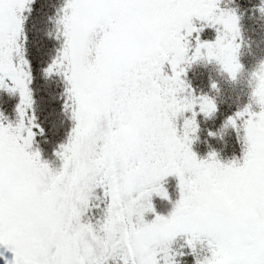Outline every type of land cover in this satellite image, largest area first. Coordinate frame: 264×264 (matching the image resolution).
I'll return each instance as SVG.
<instances>
[{
	"label": "snow or ice",
	"instance_id": "1",
	"mask_svg": "<svg viewBox=\"0 0 264 264\" xmlns=\"http://www.w3.org/2000/svg\"><path fill=\"white\" fill-rule=\"evenodd\" d=\"M34 2L0 0V87L10 80L7 90L21 98L17 126H5L0 113V246L14 254L5 264H108L117 257L177 264L170 253L179 236L190 237L194 255L207 241L211 255L196 264H264V65L253 74L251 102L225 125L239 132L244 121L242 163H221L216 153L202 160L192 150L197 105L205 117L218 109L182 79L184 65L202 59L236 79L235 12L221 10L220 0H67L63 47L46 75L66 79L65 107L76 123L56 153L63 166L54 170L31 150L39 126L28 116L31 65L20 41L27 39L23 13ZM196 20L217 31L214 42L201 41ZM186 112L192 119L181 136L177 120ZM170 176L179 180L180 198L163 216L152 200L169 199ZM97 189L109 200L103 220L85 222Z\"/></svg>",
	"mask_w": 264,
	"mask_h": 264
},
{
	"label": "rangeland",
	"instance_id": "2",
	"mask_svg": "<svg viewBox=\"0 0 264 264\" xmlns=\"http://www.w3.org/2000/svg\"><path fill=\"white\" fill-rule=\"evenodd\" d=\"M57 1L60 4L55 6V8L53 7L52 11L50 6H46V3H40V9H45V13L43 16H38L37 19H34V26L28 28V36H26V33H23V35L27 37L26 41L23 38L20 41L24 52H29L30 47H35L37 55L36 58L40 61L43 77H48L44 71L46 72L49 65H51L56 59L57 55L62 50L64 43V38L61 34L63 26L59 23V20L63 15V9L67 4V0ZM248 1L251 8L252 6H255V11H251V8L249 10L241 8L240 6H245L246 3L242 0H220L219 4V8L221 10L235 12V14L239 17L240 36L237 38L236 43L239 44L238 59L239 63L242 65V69L237 73L236 79H232V77L223 70L222 66L214 60L209 62L207 59H202L192 63L190 66L184 65L187 71L186 75L183 77H190L188 83L191 84L193 88H196V91L201 92V95L196 97H209L215 102L218 109L211 117H205V115L200 112L198 105L195 109L197 112L196 121L199 126V131L192 137L194 140L192 150L197 154L198 158L202 160L208 159L211 153H216L217 158L221 163L229 164L234 161L243 162V153L245 151V144L243 140L244 121H237L239 132L230 125L228 127H225V125L230 118H234L236 113L243 111L244 108L251 102V93L257 83L253 74L258 72L261 66L264 65V0ZM31 4H29L28 7H30ZM50 11L51 15L54 17L53 20H50V17H48V13ZM250 19L251 21L249 22ZM35 20L37 21L35 22ZM194 23L196 26L201 24L203 25L202 27H204V30L202 31L205 35L204 38H201L202 32L199 33L202 42L215 41L218 35L216 30V38L208 40L210 38L209 31L206 32L208 27H205L204 23L199 20L194 21ZM211 29L212 28H210V30ZM248 34L251 35V39L248 37ZM195 37L196 35L194 34L192 38ZM193 49H195V47ZM25 58L27 59L28 56L26 55ZM30 65L31 70H33L34 64ZM166 70L168 71V74L171 75L170 66H166ZM61 78H64V76L61 75ZM55 81L56 82L53 83L51 82L52 85L49 89L58 94L60 89L63 91L62 85L65 84L61 81V85L59 87L56 79ZM213 84L216 85L215 88L212 87ZM4 85L5 86L0 87V90L14 94L7 90V86H11L10 80L6 79L4 81ZM205 90H211V92H206ZM48 92L49 91L45 92V95H49ZM14 96L18 99V108L21 98L19 93ZM217 102L220 103V107L217 105ZM253 110L259 111L258 107L255 105L253 106ZM14 115L13 119L4 118L2 120L5 126L9 123L13 126H17L19 124V113H14ZM185 119H192V112L184 113V115L177 120V126L181 136L183 135V124ZM210 133L213 135H210ZM34 147L35 146L32 145V151H40L38 149H34ZM41 156L42 159L48 162L54 170H60L62 168L63 161L61 159H59V161H50L52 159L51 156ZM168 183H177L179 189V180L177 177H168L167 184ZM102 192H104V190H102ZM179 198L180 192L178 199ZM173 201L174 200L173 197H171V194H169V199L167 200L162 198L160 199L159 197V200L156 201L155 197V202H153L155 206V213L161 214V203L167 211L165 215H162H169L175 204L172 203ZM108 203L109 200L107 199V204ZM151 214L152 213H149L145 217V219L149 222L155 219V216L153 219H149ZM102 220L103 218L100 219V221ZM179 238L187 243V240L190 237L179 236L176 240ZM197 247L200 249V257L202 258V261L205 256L210 257L211 254L207 248V241L203 244H197ZM6 260L9 262L13 261L14 254L4 246H0V264H5ZM161 264H163V261H161Z\"/></svg>",
	"mask_w": 264,
	"mask_h": 264
},
{
	"label": "trees",
	"instance_id": "3",
	"mask_svg": "<svg viewBox=\"0 0 264 264\" xmlns=\"http://www.w3.org/2000/svg\"><path fill=\"white\" fill-rule=\"evenodd\" d=\"M245 3V6H240L241 8H246L249 10L251 8V5H249L248 0H242ZM46 3V6L52 8L55 6H58L60 4L57 0H35L34 3L30 5L31 11L24 12L23 16L24 24H23V33L28 32V28H31L34 26V19H37L38 16H43L45 13V9H40V3ZM255 6H252L251 11H255ZM51 11L48 13V17H50V20H53L54 17L51 15ZM36 17V18H35ZM42 20V18H41ZM37 20H35L36 22ZM251 19L249 20V22ZM37 25V24H36ZM203 25L199 24L197 27H202ZM45 28V27H44ZM48 28V27H47ZM211 27H208L206 29V32L209 31L210 38L208 40H211L212 38H216V31L215 29H211ZM197 35V34H195ZM200 36V34H198ZM204 33L202 32L201 38H204ZM248 37L250 38L251 35L248 34ZM252 38V37H251ZM250 38V39H251ZM192 49L189 53V55L194 54V47L196 45L195 38L191 39ZM242 48V47H240ZM35 47H30L29 52L25 51V56L27 55V60L30 64H34L33 70H31L32 80L30 84V88L32 91L34 104L33 108L29 110L28 116L31 117L33 114L36 117L35 123L39 126L36 129H33V131L36 133L33 146L34 149H38L41 151V155L46 156L49 155L52 157L50 161H59V157L56 155L57 152L60 151L61 145L68 142V139L72 133V129L75 127V121L72 119V112L70 108H66V103H68V96H67V89L69 87L67 81L65 78H61V75H52L48 77H43V73L41 71L40 61L36 58V52ZM187 71V70H186ZM46 74V72L44 71ZM57 76V77H55ZM51 78V79H50ZM190 77H183L182 79L185 80V82L190 85V88L195 96L201 95V92L196 91V88H193L191 84L188 83ZM55 79L58 82V85L60 87L61 81L65 85L63 86V91L61 89L59 90V93L56 94L53 90L51 91L49 87L52 85L51 82H56ZM48 92L49 95H45V92ZM206 92H211L205 90ZM18 93V92H17ZM11 94L7 93L4 90H0V113H2L4 118L13 119L14 113H18L17 111V97L14 95L17 94ZM45 96V97H44ZM217 105L220 107V103L217 102ZM27 124V120H26ZM40 129H43V133L41 134ZM175 188H174V186ZM164 187L166 188L168 194H171V197H173V202L176 203L178 196H179V189L177 183H168L167 179L164 182ZM103 189H97L96 190V197H99V199L93 198L91 202V207L89 211L86 213L84 220L85 222H88L91 220V222L95 223L96 221L100 220L104 217V212L107 206V198L104 197V192H102ZM173 193V194H172ZM159 200L158 196H153L152 202H155ZM175 198V199H174ZM161 199V198H160ZM157 206V202H156ZM160 212L162 214H166L167 211L163 207V205L160 203ZM159 212V211H158ZM157 214V213H156ZM155 215L151 214L149 216V219H153ZM171 255H174L175 260L177 264H196L197 257L202 261V258L200 257V249L197 247V254L194 255L192 253L191 248L188 246V244L183 241L181 238L174 241V243L171 246ZM182 253V255H180ZM108 264H123V261L117 257L115 260H109Z\"/></svg>",
	"mask_w": 264,
	"mask_h": 264
}]
</instances>
